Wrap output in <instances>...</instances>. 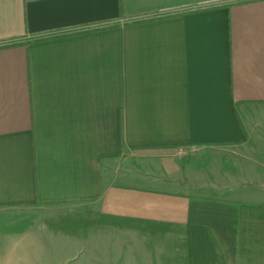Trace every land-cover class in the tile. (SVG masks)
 Returning <instances> with one entry per match:
<instances>
[{"label":"crops","instance_id":"obj_1","mask_svg":"<svg viewBox=\"0 0 264 264\" xmlns=\"http://www.w3.org/2000/svg\"><path fill=\"white\" fill-rule=\"evenodd\" d=\"M256 184L264 0H0V209L83 212L44 227L89 264L114 237L119 264H264Z\"/></svg>","mask_w":264,"mask_h":264},{"label":"rangeland","instance_id":"obj_2","mask_svg":"<svg viewBox=\"0 0 264 264\" xmlns=\"http://www.w3.org/2000/svg\"><path fill=\"white\" fill-rule=\"evenodd\" d=\"M194 153L195 151L193 153H185L181 155L178 151V154L182 158L185 156L188 157V155ZM130 164L128 163V166H131ZM253 187L256 188V191L263 190L264 188L262 184H256ZM248 188L252 189V187H248V185L239 187L238 193L235 195L233 194V196L240 199L249 198L250 194L247 191ZM211 195H213V193H211ZM85 219L87 218L81 211H63V213L55 215V213L50 212L48 208L46 209L37 206L1 208L0 242L1 238H4V233L1 232L2 230L20 229L24 226L27 227L28 225H32L29 233L25 236L12 237V241L6 249V253H9V256L13 255L15 258L22 260L24 256L27 257L26 253L29 252V258L31 260L30 264H46L49 259L55 260L57 264H89L88 262L91 259V249H88L87 244H81L82 242L80 243L77 240L67 244L68 241L65 237L62 239L63 241L58 237L56 242V239L52 237L53 235L47 232L44 227L46 224L49 228L52 227L54 229H62L69 232H77L81 229L82 231L80 235H84L85 227H81L82 225H86L84 222ZM78 233L79 232H77V234ZM133 240H135V238L132 237V235L125 238L126 242H131ZM115 241V237L109 238L107 241V244L109 243V248L98 249V259L99 261H102L100 264H103V262L104 264L121 263L120 259L123 258V256L121 255L120 258L119 250L114 248L116 245ZM126 252L129 253L130 250H126ZM125 259L126 258H124V260ZM20 264H22L21 261Z\"/></svg>","mask_w":264,"mask_h":264},{"label":"built area","instance_id":"obj_3","mask_svg":"<svg viewBox=\"0 0 264 264\" xmlns=\"http://www.w3.org/2000/svg\"><path fill=\"white\" fill-rule=\"evenodd\" d=\"M179 154H185V153H193L195 151V148H189L187 146H180L178 148Z\"/></svg>","mask_w":264,"mask_h":264},{"label":"trees","instance_id":"obj_4","mask_svg":"<svg viewBox=\"0 0 264 264\" xmlns=\"http://www.w3.org/2000/svg\"><path fill=\"white\" fill-rule=\"evenodd\" d=\"M120 10L122 13H124L122 1H121V5H120Z\"/></svg>","mask_w":264,"mask_h":264}]
</instances>
